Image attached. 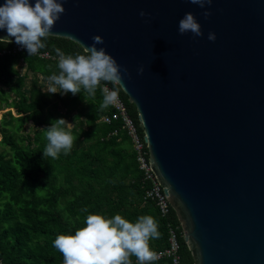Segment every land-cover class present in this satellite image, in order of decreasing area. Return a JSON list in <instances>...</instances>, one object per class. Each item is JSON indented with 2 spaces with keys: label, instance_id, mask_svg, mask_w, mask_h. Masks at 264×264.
I'll return each mask as SVG.
<instances>
[{
  "label": "water",
  "instance_id": "1",
  "mask_svg": "<svg viewBox=\"0 0 264 264\" xmlns=\"http://www.w3.org/2000/svg\"><path fill=\"white\" fill-rule=\"evenodd\" d=\"M64 7L51 34L83 48L100 35L97 47L131 73L120 89L136 108L195 264H264V0H213L207 19L190 0ZM187 12L203 37L179 34Z\"/></svg>",
  "mask_w": 264,
  "mask_h": 264
},
{
  "label": "trees",
  "instance_id": "2",
  "mask_svg": "<svg viewBox=\"0 0 264 264\" xmlns=\"http://www.w3.org/2000/svg\"><path fill=\"white\" fill-rule=\"evenodd\" d=\"M49 52L60 48L66 55L84 54V48L66 36L42 38ZM16 43H0V264H63L53 247L60 234H75L89 214L112 218L116 214L130 222L150 215L158 224L160 237L149 241L161 253L168 247V226L183 230L172 210L163 218L153 201H146L149 184L137 163V154L124 124L103 119L113 107L101 109V82L94 96L49 94V80L58 74V59L29 56L27 50L11 51ZM22 64L26 73L17 66ZM32 80V81H31ZM31 82V86H28ZM59 90V89H58ZM130 113L140 126L138 113L123 90ZM73 126L66 129L74 138L70 153L44 158L45 128L55 119ZM39 191H36L37 189ZM87 209V211H84ZM182 264H195L184 237ZM130 264H139L130 256ZM149 264H170L167 260Z\"/></svg>",
  "mask_w": 264,
  "mask_h": 264
},
{
  "label": "clouds",
  "instance_id": "3",
  "mask_svg": "<svg viewBox=\"0 0 264 264\" xmlns=\"http://www.w3.org/2000/svg\"><path fill=\"white\" fill-rule=\"evenodd\" d=\"M68 0H3L0 3V30H6L7 37L0 38V43H15L27 50L29 56L36 55L38 50L46 45V39L51 29L61 16L65 14L64 4ZM190 3L206 9L202 15L207 19L212 15L207 6L213 0H190ZM141 17L148 16L140 11ZM180 35L191 33L194 37H203L202 25L196 15L187 12L178 22ZM216 34L209 32L207 39L216 40ZM91 46L84 47V54L66 55L60 48L55 51L58 56V74H52L49 80V94L62 93L81 94V89L88 95L94 96L101 82L110 83L113 90L103 88L101 109L116 103L118 91L123 88L124 75L129 78V70L120 65L107 52L106 48L97 45L104 44L100 35L92 37ZM138 74L143 75V66L138 68ZM59 89V90H58ZM72 124L65 119H55L45 128L46 147L44 158H58L63 152L70 153L74 138L69 131ZM38 188L36 191H39ZM87 211V209H84ZM84 227L77 229L75 234H60L53 241L55 247L63 256V264H130V256H135L139 264H149L158 259L157 254L150 248L149 241L158 239L160 232L154 217L140 216L135 222L116 214L107 218L102 214H89Z\"/></svg>",
  "mask_w": 264,
  "mask_h": 264
},
{
  "label": "built area",
  "instance_id": "4",
  "mask_svg": "<svg viewBox=\"0 0 264 264\" xmlns=\"http://www.w3.org/2000/svg\"><path fill=\"white\" fill-rule=\"evenodd\" d=\"M26 50L19 45H15L9 52H20ZM5 53L3 51L0 54ZM43 59L47 60H56L58 57H54L49 52H42L38 50L36 54ZM104 87H107L109 91L113 90L111 84H104ZM113 107V113L110 116H107L103 119L106 124H111L114 121H121L124 124L125 131L128 132L132 142L134 144L136 154H137V163L139 169L143 172L144 180L149 184V190L145 196L146 201H153L163 218H167L171 215L173 210L168 195L165 193L164 188L161 186L156 175L153 172V169L150 164V155L145 143V136L141 135L139 124L135 121V118L130 113V110L124 100L123 96L118 92V99L115 104L111 105ZM142 127V124L140 123ZM143 128V127H142ZM184 237V233L180 234L178 228H175L173 225L168 226V247L161 253H158V259L167 260L170 264H182V253H181V238ZM139 263V261H137ZM153 262V261H152ZM151 263V262H149Z\"/></svg>",
  "mask_w": 264,
  "mask_h": 264
},
{
  "label": "crops",
  "instance_id": "5",
  "mask_svg": "<svg viewBox=\"0 0 264 264\" xmlns=\"http://www.w3.org/2000/svg\"><path fill=\"white\" fill-rule=\"evenodd\" d=\"M17 69H18V71L21 74H25L26 73V69H25V67L22 64H19V66H17ZM22 71H24V72H22ZM1 117H2V114H0V119H1Z\"/></svg>",
  "mask_w": 264,
  "mask_h": 264
},
{
  "label": "rangeland",
  "instance_id": "6",
  "mask_svg": "<svg viewBox=\"0 0 264 264\" xmlns=\"http://www.w3.org/2000/svg\"><path fill=\"white\" fill-rule=\"evenodd\" d=\"M22 72H24V71H22ZM31 81H32V80H31ZM28 86H31V82H29ZM4 113H5V112L2 111L0 114L3 115ZM72 126H73V125H72ZM0 142H1V138H0Z\"/></svg>",
  "mask_w": 264,
  "mask_h": 264
}]
</instances>
